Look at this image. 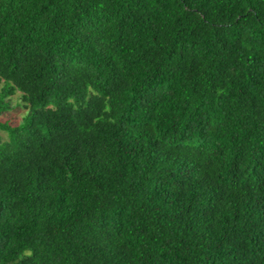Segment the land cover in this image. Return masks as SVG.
Masks as SVG:
<instances>
[{"label": "trees", "instance_id": "16d2710c", "mask_svg": "<svg viewBox=\"0 0 264 264\" xmlns=\"http://www.w3.org/2000/svg\"><path fill=\"white\" fill-rule=\"evenodd\" d=\"M0 264H264V0H0Z\"/></svg>", "mask_w": 264, "mask_h": 264}, {"label": "rangeland", "instance_id": "374dc122", "mask_svg": "<svg viewBox=\"0 0 264 264\" xmlns=\"http://www.w3.org/2000/svg\"><path fill=\"white\" fill-rule=\"evenodd\" d=\"M20 96H21V93L16 92L13 96L9 98L10 110L8 111L7 115L0 116V120L2 121L7 120L8 122H11V123L12 122L18 123L19 121H21L22 117L26 113V110L23 107ZM0 134L2 135V132H0Z\"/></svg>", "mask_w": 264, "mask_h": 264}]
</instances>
